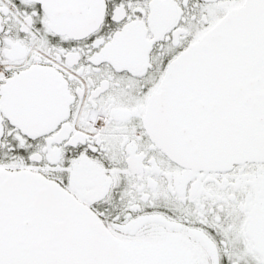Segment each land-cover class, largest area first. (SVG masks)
Segmentation results:
<instances>
[{"label":"snow or ice","instance_id":"snow-or-ice-1","mask_svg":"<svg viewBox=\"0 0 264 264\" xmlns=\"http://www.w3.org/2000/svg\"><path fill=\"white\" fill-rule=\"evenodd\" d=\"M0 264H264V0H0Z\"/></svg>","mask_w":264,"mask_h":264}]
</instances>
